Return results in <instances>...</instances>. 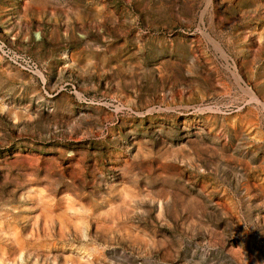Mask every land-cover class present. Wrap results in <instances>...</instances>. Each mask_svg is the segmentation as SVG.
Instances as JSON below:
<instances>
[{"label": "rangeland", "instance_id": "rangeland-1", "mask_svg": "<svg viewBox=\"0 0 264 264\" xmlns=\"http://www.w3.org/2000/svg\"><path fill=\"white\" fill-rule=\"evenodd\" d=\"M0 264H264V0H0Z\"/></svg>", "mask_w": 264, "mask_h": 264}, {"label": "built area", "instance_id": "built-area-1", "mask_svg": "<svg viewBox=\"0 0 264 264\" xmlns=\"http://www.w3.org/2000/svg\"><path fill=\"white\" fill-rule=\"evenodd\" d=\"M0 55L9 63L13 64L14 66H17L19 69L27 73H38L37 66L31 58L13 51L12 49L8 48L1 40Z\"/></svg>", "mask_w": 264, "mask_h": 264}]
</instances>
